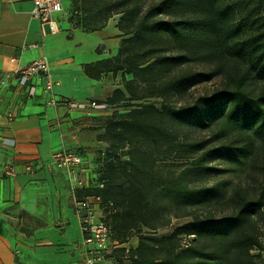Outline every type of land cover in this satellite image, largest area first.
Returning a JSON list of instances; mask_svg holds the SVG:
<instances>
[{
  "label": "trees",
  "instance_id": "16d2710c",
  "mask_svg": "<svg viewBox=\"0 0 264 264\" xmlns=\"http://www.w3.org/2000/svg\"><path fill=\"white\" fill-rule=\"evenodd\" d=\"M71 3L75 19L69 21L85 31L118 16L122 37L116 54L83 66L89 77L111 74L121 85L106 103L117 106L135 97L134 84L141 86V98L161 101L137 102L107 118L103 164L95 170L102 186L84 189L109 211L103 221L110 240L121 244L138 237L136 247L111 251L127 259L117 264H258L252 250L264 249V186L252 190L241 178L228 189L222 183L193 186L189 168L163 175L156 159L213 155L232 169L255 166L257 151L264 149V0ZM213 80L217 85L191 104H168V97ZM255 81L261 84L257 91L251 87ZM197 129L211 132V148L207 141L187 139ZM155 214L160 224L146 219ZM180 217L189 220L168 234L142 233V227L154 230ZM182 236L193 238L181 242Z\"/></svg>",
  "mask_w": 264,
  "mask_h": 264
},
{
  "label": "crops",
  "instance_id": "0c3cea01",
  "mask_svg": "<svg viewBox=\"0 0 264 264\" xmlns=\"http://www.w3.org/2000/svg\"><path fill=\"white\" fill-rule=\"evenodd\" d=\"M31 9V0H0V139L14 140V146L0 143V165L15 169L13 176H0V264H86L88 245L73 196L90 195L84 189L72 192L51 156L62 149L81 150L82 176L95 185L104 122L118 109L105 100L121 85L111 74L91 78L83 66L115 55L122 36L117 18L94 31L71 26L64 5L54 14L57 32L50 33ZM32 43L39 46L28 47ZM42 55L49 62L56 106L46 103L50 94L43 92L41 76L20 87L12 75Z\"/></svg>",
  "mask_w": 264,
  "mask_h": 264
},
{
  "label": "rangeland",
  "instance_id": "374dc122",
  "mask_svg": "<svg viewBox=\"0 0 264 264\" xmlns=\"http://www.w3.org/2000/svg\"><path fill=\"white\" fill-rule=\"evenodd\" d=\"M63 5L65 7V16L67 19H69L71 16L75 19V11L74 6L71 3V0H62ZM262 14H264V10H262ZM117 15L112 16V18H117ZM73 24H71L72 26ZM85 31V30H84ZM88 32V31H86ZM218 83L217 80H213L211 82H206L203 84H197L191 86L184 94L181 96H170L168 97V104L171 106H179V105H189L191 104L196 96L204 91H210L214 86H216ZM134 91H135V97H126L123 98V100L115 106L116 111H113L112 116L115 114H120L121 112H125L131 107H133V104L141 101H152L157 106H159V103L161 102L159 98H147L143 99L142 96V90L141 86L134 84ZM261 86L260 82L255 81L251 83V87L254 90H258ZM104 132V131H103ZM104 134V133H103ZM107 140H109V136L106 135ZM187 139L188 140H203L207 141L206 148H211L212 145L215 144V140L211 137V132L208 130H202L197 129L191 132H187ZM135 145H140L139 143ZM106 148V144L103 148L98 149L95 153V161L96 166L95 170H98V168L101 167L100 161L102 156V151ZM127 146L122 150L123 154L121 155L122 158H126L127 155L125 154V151L127 150ZM258 156L256 158V164L254 167L244 166V167H235L230 168L227 162L220 159V157H215L213 155L211 156H205V158L200 159V157L196 154L193 157L187 158V159H176V158H157L156 159V166L158 170L161 171L163 175L168 174V172L178 171L181 168H189L190 172L188 174V181L190 185L193 186H205L210 184H216V183H222L227 189L232 186V184L238 182V179L242 182H246L249 185V188L252 190H258L262 186H264V168H261L260 166L264 167V149L258 150ZM203 160V162H201ZM109 214V211L105 209L103 206L99 204V210L96 212V215L101 218L102 220L107 219V216ZM148 221L156 222L158 224L161 223V216L160 215H153L151 218L146 217ZM187 220H189V217H180V218H171L170 223L166 226L158 225L156 229H149L147 227H142V233L143 234H154L157 236L168 234L172 232L176 227L182 225ZM181 242L189 241L193 237H180ZM138 237L133 236L131 237L127 242L125 243H116L113 240H110V245L108 246V251L105 255V260L108 261L109 264H117V260H123L126 261L127 259L124 256H121L119 252H115L116 255L112 256L114 252H111L112 250H117L118 248L124 247L126 250L129 248H134L137 245ZM253 254H258L257 262L258 264H264V249L258 250L253 249Z\"/></svg>",
  "mask_w": 264,
  "mask_h": 264
},
{
  "label": "built area",
  "instance_id": "2783aa9c",
  "mask_svg": "<svg viewBox=\"0 0 264 264\" xmlns=\"http://www.w3.org/2000/svg\"><path fill=\"white\" fill-rule=\"evenodd\" d=\"M31 16L36 18L41 26H48L50 33L58 30L57 21L54 14L63 11L62 0H31ZM36 43L29 44L28 47L37 48ZM14 61V58H10ZM20 87L28 86L34 76H41L44 79L43 92L52 93L54 82L50 78L49 62L45 55L39 56L28 62L22 68L15 69L12 72ZM29 94H33V87H29ZM48 105L56 106L58 102L50 94L46 101ZM0 143L6 146H14V140L2 137ZM83 152L81 150L62 149L54 152L51 156L52 164L65 171L72 192L76 189H86L90 187L88 182L82 176ZM15 174L14 166L11 164L0 165V176H13ZM97 186H102L100 182ZM75 212L80 221V229L83 241L88 245L85 258L86 264L101 263L105 260V255L110 245V232L105 222L96 215V204L100 203V198L95 195L77 197L73 196Z\"/></svg>",
  "mask_w": 264,
  "mask_h": 264
}]
</instances>
